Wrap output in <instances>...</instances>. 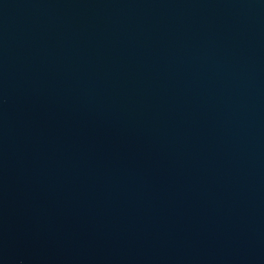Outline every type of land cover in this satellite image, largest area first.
I'll list each match as a JSON object with an SVG mask.
<instances>
[{
	"label": "water",
	"instance_id": "water-1",
	"mask_svg": "<svg viewBox=\"0 0 264 264\" xmlns=\"http://www.w3.org/2000/svg\"><path fill=\"white\" fill-rule=\"evenodd\" d=\"M0 264H264V0H0Z\"/></svg>",
	"mask_w": 264,
	"mask_h": 264
}]
</instances>
